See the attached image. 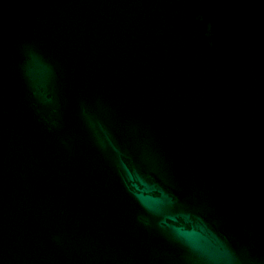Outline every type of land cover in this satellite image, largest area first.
<instances>
[{"label":"water","instance_id":"water-1","mask_svg":"<svg viewBox=\"0 0 264 264\" xmlns=\"http://www.w3.org/2000/svg\"><path fill=\"white\" fill-rule=\"evenodd\" d=\"M0 264H264V0H0Z\"/></svg>","mask_w":264,"mask_h":264}]
</instances>
